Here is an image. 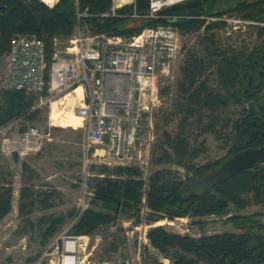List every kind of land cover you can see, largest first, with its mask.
Returning a JSON list of instances; mask_svg holds the SVG:
<instances>
[{
    "label": "trees",
    "instance_id": "1",
    "mask_svg": "<svg viewBox=\"0 0 264 264\" xmlns=\"http://www.w3.org/2000/svg\"><path fill=\"white\" fill-rule=\"evenodd\" d=\"M77 1L80 11L87 10L88 14L92 15L91 18H83V22L88 24L93 34L108 36L134 34V31L126 28L128 20L98 17L109 10L111 0ZM148 5V0H135V10L138 14L147 13ZM124 9L125 12H131L132 6ZM75 10L73 0H60L52 9L37 0H0V57L7 53L12 38L17 34L46 36V39L70 38L76 24ZM233 13L243 20L256 22L258 25L264 24V0H188L166 8L160 13L161 16L177 17L178 20L171 22L158 19L154 22L163 25L172 24L184 34L197 32L201 28L205 33H209L215 27H224L225 23L219 22L215 26L207 23V18H218ZM152 25L153 22L150 21L146 26ZM256 29L255 37L258 44L249 51L247 49V52L220 49L213 34H206L201 38L203 55L200 57L188 55L184 58L174 105L176 113L182 116L180 125L189 118L201 124L205 121L203 130L211 133L216 139H220L223 134L217 130V126L222 121L224 125L230 123L233 127L234 139L241 123L254 120L260 128H264V75L260 79V86L252 93V98H246L241 90L243 84L239 82L241 76L238 72L242 62L264 57V25ZM46 45L48 48V41ZM47 54L50 55L49 52ZM209 66H214L212 70L214 72L210 75L209 72L207 73ZM206 73L208 76H204ZM211 76L214 77L215 85L210 84ZM35 100L34 95L22 91L1 89L0 127L22 117L32 120L39 113V110H32ZM249 100L253 102L250 103V108L254 112L252 117L248 115L246 109ZM229 106L238 109L239 114L233 121L224 117ZM244 115L246 118H243ZM182 136L181 126L172 138L164 134V141L169 145L171 154L161 149L160 156L156 160L158 163L171 161L186 171L201 176L213 166L221 165L236 152L233 141L223 159L195 169L193 160L203 152V147L197 150L190 149ZM224 140L228 141L226 137ZM105 169L90 188L92 208L85 209L77 220L72 221L67 232L69 236H91L99 227L111 224L118 209L119 213L138 217L142 206L149 210L147 221L153 222H157L160 217L172 220L188 215L192 219L207 216L225 217L226 223L245 231L226 232L194 239L187 235L166 232L159 226L150 228L146 238L149 246L168 259L171 264H232V262L264 264L262 227L255 226V222L248 216H230L226 209L216 202L225 199L227 205H233L237 209L245 208L250 201L260 203L264 197V166L256 165L251 170L237 173L201 197L194 198L193 203L186 208V201L180 195L185 181H179L173 171L165 169L155 171L145 184L141 172L136 168L116 167L111 171ZM22 171L23 178L27 174L23 181L29 182L31 170L26 164H22ZM11 199L12 188L9 180H6V183L0 186V221L9 213ZM142 200L145 202L144 205ZM34 202L44 207H51V204L47 205L46 198L34 201L32 195L27 194V188H22L19 194V216H28ZM98 206L106 211L97 210ZM157 214L161 216L155 220ZM76 215L77 213L71 218L74 220ZM137 220L138 218L135 221ZM42 222L47 224L42 234L44 242L55 235L64 218H43ZM194 224L202 227L204 223L198 220ZM253 229L258 230L253 231Z\"/></svg>",
    "mask_w": 264,
    "mask_h": 264
},
{
    "label": "rangeland",
    "instance_id": "2",
    "mask_svg": "<svg viewBox=\"0 0 264 264\" xmlns=\"http://www.w3.org/2000/svg\"><path fill=\"white\" fill-rule=\"evenodd\" d=\"M206 21L215 26L219 22H224L225 26H214L215 28L209 33H205L204 29H199L197 32L188 33L185 38L181 39L182 50L175 62L172 79H158L149 93L153 101L149 115L152 128L149 127V121H147L146 132H143L140 138L142 147L147 148L145 171L139 170L145 184L152 173L161 169L175 172L179 181H186L194 175V172H188L171 161L166 163L156 161L162 150L171 154L169 145L164 141V134L170 138L174 137L178 133L179 126L182 129V137L190 149L197 150L203 147V152L193 160L192 164L195 169L223 159L230 144L234 141V130L230 123L224 125L222 121L217 126V130L223 133L220 139H216L211 133L203 130L205 121L201 124L189 118L180 125L182 116L174 109L177 98L176 87L181 78L180 68L186 56L200 57L203 55L201 38L206 34H213L220 49L247 52V49L249 51L258 44L255 33L256 28L261 25L250 24L251 21L243 20L235 13L218 18H207ZM83 25L86 27L82 32L83 36L98 35L92 33L88 24L83 23ZM57 38L63 40V43L67 40ZM209 68L207 73L213 74L214 66H209ZM207 73L204 76H208ZM5 74L6 62L5 57L2 56L0 57V86ZM212 77L209 79L210 84L215 85L214 77ZM73 94L79 97L77 90L66 94L51 108L42 107L32 120L24 118L19 127L0 137V186L9 180L12 188L11 209L0 221V264H64L62 253L66 243H77L75 240L77 237L69 236L67 233L73 223L71 216L75 215L82 206L92 208L90 188L94 180L101 176L104 168L107 171L116 168L93 163V167L85 169L82 150L85 132L83 123L70 118L78 105L72 98ZM238 114L237 108L229 106L224 117L233 121ZM50 122H52L51 127H49ZM29 126L37 127L41 137L32 150L20 154L22 151L17 144L13 145L12 142L17 140V135ZM48 130L50 136H43ZM225 137L228 141L224 140ZM2 144H6L5 148ZM22 164H26L31 170L32 175L29 182L23 181L27 174L24 178L22 177ZM22 188H27V194H31L34 201L46 198L47 205L51 204V207H44L34 202L28 216H19V194ZM142 204H145L144 200ZM224 208L230 216L250 217L255 222V226L262 227L261 233L264 235V197L260 203L250 201L242 209H237L233 205H226ZM96 209L106 211L100 206ZM148 212L149 210L142 206L136 217L135 215L129 216L128 213H119L118 209L115 220L111 224L99 227L91 236H80L77 245V264H171L168 259L149 246L146 238V233L150 228L159 226L163 227L166 232L181 236L187 235L194 239L226 232L242 233L245 231L226 223L225 217L207 216L192 219L188 215L172 220L160 217L157 222H153L147 221ZM69 214L72 215L69 216ZM111 214L113 215V212ZM57 217L64 218L63 224L53 237L43 242L42 234L47 224L43 223L42 219ZM137 218L138 220L135 221ZM198 220L204 223L202 227L194 224ZM257 230L253 229V231Z\"/></svg>",
    "mask_w": 264,
    "mask_h": 264
},
{
    "label": "built area",
    "instance_id": "3",
    "mask_svg": "<svg viewBox=\"0 0 264 264\" xmlns=\"http://www.w3.org/2000/svg\"><path fill=\"white\" fill-rule=\"evenodd\" d=\"M37 1L49 9L60 2ZM186 1L148 0V12L142 15L135 10V0H111L109 10L98 15L99 18L144 20L153 25L131 36L86 37L82 33L86 29L83 18L92 15L87 10L80 11L78 1L73 0L76 24L72 36L64 43L57 37L46 39L38 35L17 34L12 38L4 55L6 74L0 88L34 95L32 110H40L44 106L51 108L55 101L80 87L81 97L73 94L72 98L78 103L75 113L82 119L85 130L82 141L85 169L95 163L145 171L147 148L142 147L140 138L146 132L147 121L152 128L149 115L153 101L149 93L158 79H172L182 50L181 39L188 35L172 24L154 21L178 20L160 13ZM127 6H132L131 12H125ZM23 119L0 127V137L19 127ZM17 136L12 144H17L20 154L32 150L41 137L35 126L27 127ZM43 136L49 137V130ZM2 145L5 148L6 144ZM86 208L81 207L73 222Z\"/></svg>",
    "mask_w": 264,
    "mask_h": 264
},
{
    "label": "water",
    "instance_id": "4",
    "mask_svg": "<svg viewBox=\"0 0 264 264\" xmlns=\"http://www.w3.org/2000/svg\"><path fill=\"white\" fill-rule=\"evenodd\" d=\"M119 12L122 14L124 10H119ZM149 22L150 21L135 20L126 24V28L138 33V31L144 28ZM255 138L256 132L244 128L239 129L235 138L234 148L240 150L246 147ZM263 159L264 148L240 151L226 159L220 166L211 168L205 174L199 177L188 178L183 184V187L187 186V188H181V198L184 201H187L190 197L199 198L207 191H211L215 186L233 177L237 173L251 170L256 163ZM192 203V200L186 202L185 208ZM217 204L223 207L226 205V201L225 199H220ZM159 216H161V214L155 215V220H158ZM232 264L234 263L232 262Z\"/></svg>",
    "mask_w": 264,
    "mask_h": 264
},
{
    "label": "flooded vegetation",
    "instance_id": "5",
    "mask_svg": "<svg viewBox=\"0 0 264 264\" xmlns=\"http://www.w3.org/2000/svg\"><path fill=\"white\" fill-rule=\"evenodd\" d=\"M239 67L240 68L238 72L240 73V76H241V79L239 80V82L243 84V86H241V90L244 93L246 98H252V93H254L258 89V87L260 86V79L264 75V57L262 58L257 57L256 59L253 58L252 61H248L246 63L242 62V64ZM250 103H253V102L249 100L247 103L246 109L248 110V115L252 117L254 112L250 108ZM243 118H246V116L244 115ZM242 128L256 132V138L252 140L246 147L240 150H237L234 148L236 152H234L232 155L240 151L246 150V149L264 148V128H260L254 120L248 121L246 123H241L239 129H242ZM234 142H235V139H234ZM262 164H264V159L256 163L254 166L256 165L262 166ZM212 168H214V166ZM193 177H199V175H193L190 178H193ZM186 188L187 186L183 187V189H186ZM193 199H194L193 197H190L186 202L191 201V200L193 201ZM219 200H217L216 202H218ZM225 206H223V208Z\"/></svg>",
    "mask_w": 264,
    "mask_h": 264
},
{
    "label": "bare ground",
    "instance_id": "6",
    "mask_svg": "<svg viewBox=\"0 0 264 264\" xmlns=\"http://www.w3.org/2000/svg\"><path fill=\"white\" fill-rule=\"evenodd\" d=\"M76 90L79 93V97H81L82 89L80 87H78ZM54 103L52 104V106L54 105ZM70 118L76 122H82V119L76 113H72ZM75 243H73V242H67L66 243L65 250H63V253H62L63 258H64L63 259L64 264H77V257L76 256L78 255V251H77L78 240H77V243L76 244Z\"/></svg>",
    "mask_w": 264,
    "mask_h": 264
}]
</instances>
